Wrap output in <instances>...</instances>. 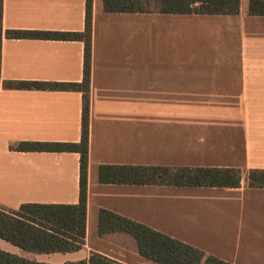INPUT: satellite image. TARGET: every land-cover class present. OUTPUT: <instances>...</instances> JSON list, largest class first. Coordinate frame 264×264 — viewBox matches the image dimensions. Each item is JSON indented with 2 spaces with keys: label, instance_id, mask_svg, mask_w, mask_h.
<instances>
[{
  "label": "crops",
  "instance_id": "0c3cea01",
  "mask_svg": "<svg viewBox=\"0 0 264 264\" xmlns=\"http://www.w3.org/2000/svg\"><path fill=\"white\" fill-rule=\"evenodd\" d=\"M104 13L92 2L85 245L34 254L0 239V250L41 264H154L125 233L100 237L107 210L230 264H264V17ZM85 0H2V29L82 32ZM79 41L8 39L2 81L79 83ZM81 94L0 88V206L76 205L79 155L19 152L17 142L77 143ZM100 165L232 168L240 187L102 185Z\"/></svg>",
  "mask_w": 264,
  "mask_h": 264
},
{
  "label": "trees",
  "instance_id": "16d2710c",
  "mask_svg": "<svg viewBox=\"0 0 264 264\" xmlns=\"http://www.w3.org/2000/svg\"><path fill=\"white\" fill-rule=\"evenodd\" d=\"M92 2L85 0L82 32H53L2 29L0 0V68L1 43L8 39L79 41L84 45L82 80L79 83L2 81L3 90H37L77 92L81 94L80 139L77 143L23 141L9 146L19 152L76 153L79 155V187L76 205L22 204L17 209L0 206V239L34 254L74 253L85 245L88 148L90 123V72L92 48ZM104 13L237 15L239 0H102ZM249 16L264 17V0H248ZM97 181L102 185L168 186L190 188L240 187L241 173L232 168H189L165 166L100 165ZM247 187L264 189V170H250ZM97 233H125L136 244L140 257L154 264H230L215 256L156 232L130 219L100 209ZM0 264H41L0 250ZM65 264H120L98 253L86 261Z\"/></svg>",
  "mask_w": 264,
  "mask_h": 264
}]
</instances>
